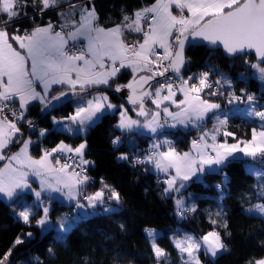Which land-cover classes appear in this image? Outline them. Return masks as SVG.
Returning <instances> with one entry per match:
<instances>
[{
    "label": "snow or ice",
    "instance_id": "6c2138e0",
    "mask_svg": "<svg viewBox=\"0 0 264 264\" xmlns=\"http://www.w3.org/2000/svg\"><path fill=\"white\" fill-rule=\"evenodd\" d=\"M53 13L54 20L43 19ZM26 21L32 23L22 27ZM196 43L242 59L264 82V0H151L131 12L122 10L111 25L101 21L95 0H0V196L20 206L16 214L24 224L35 220L46 231L66 234L75 223L65 215L52 224L54 200L93 214L114 212L112 203H122L120 192L102 177L96 187L86 139L78 145L60 140L38 147L29 134L37 130L43 138L48 131L37 129L28 115L32 107L51 113L72 99L77 101L74 110L59 118L52 115L53 124L86 136L102 116L118 114L120 135L111 143L119 148L122 137H130L133 154L122 152L117 159L153 172L179 219L197 212L196 204L184 197L188 182L222 170L239 156L247 158L245 166L257 181V202L245 211L264 218V104L244 88L237 94L231 77L215 65L191 73L185 49ZM110 93H125L120 97L124 103H113ZM240 104H247L244 114L258 123L248 138L229 130ZM174 129L196 133L188 151L178 150L169 138ZM135 136L150 140L142 153ZM28 195L34 198L32 205L25 203ZM205 211L208 231L194 235L178 230L170 237L179 264H205L202 256L214 260L229 250L227 213L223 207ZM144 231L155 264H171L172 253L157 242L159 233ZM22 243L17 237L14 246ZM11 255L9 249L0 264ZM245 264H264V255Z\"/></svg>",
    "mask_w": 264,
    "mask_h": 264
},
{
    "label": "trees",
    "instance_id": "16d2710c",
    "mask_svg": "<svg viewBox=\"0 0 264 264\" xmlns=\"http://www.w3.org/2000/svg\"><path fill=\"white\" fill-rule=\"evenodd\" d=\"M149 2L151 0H95L101 21L107 25L118 22L122 10L131 12L142 3ZM29 14H32L31 10ZM44 19L54 20L55 14L45 15ZM31 23L26 21L22 27H29ZM251 58L254 59V56ZM187 59L189 63L186 67L191 73L198 74L207 70V65H215L219 72L231 77L237 94L239 89L244 88L256 95L259 104H264V82L254 77L253 70L242 59L227 58L222 51L210 50L204 45L189 49ZM126 80L127 77H124L120 82ZM110 95L113 103H124L120 99L124 93ZM76 103L72 100L50 116H42L39 106H35L28 115L39 129L44 120L52 115L59 118L70 114ZM238 108L242 117L234 115L229 121V130L236 133L238 138H248L251 128L258 126V123L244 114L246 104H240ZM117 120L118 114H105L88 129L86 136L57 129L47 131L43 138H39L37 130L29 133L38 142V147H52L60 140L78 145L86 139L87 158L95 161V168L90 175L97 181L96 187H99L102 177L120 192L122 203H112L117 209L114 212L106 213L100 209L91 215L80 214L83 218L75 221V227L62 236L54 228L42 231L35 220L31 225L24 224L16 214L20 206L0 197V257L12 249V255L5 264H155L145 228L158 231L157 242L172 253L171 264H179V258L170 242L172 234L178 230L194 235L203 234L211 227L205 210H218L220 207L227 213L225 218L231 231V236L225 237L229 250L214 260L202 256L205 264H245L253 256L264 255V247L261 246L264 242V218L249 215L245 211L257 202L254 188L257 181L245 166L247 158H237L220 172L206 173L201 180L193 178L189 181L184 197L196 204L197 212L181 220L175 214L173 199L163 195V185L157 184L153 172H146L143 166L134 167L128 161L117 159L122 152H128L130 157L133 154L128 147V141L132 138L122 137L124 143L119 148H114L111 143L115 136L120 135L115 129ZM25 131L28 133L27 129ZM171 131L169 138L175 141L178 150H188L191 133L182 129ZM133 138L137 151L142 153L148 148L150 140L147 137ZM38 147L33 148V154H38ZM214 183L221 185V189L218 185L214 186ZM29 199L32 200V196L25 197L26 204ZM52 209V220L56 223L59 217L77 215L73 208L57 201L52 202ZM39 215L37 212L36 218ZM29 232L31 236L27 235ZM17 237L23 239V243L14 246Z\"/></svg>",
    "mask_w": 264,
    "mask_h": 264
},
{
    "label": "crops",
    "instance_id": "0c3cea01",
    "mask_svg": "<svg viewBox=\"0 0 264 264\" xmlns=\"http://www.w3.org/2000/svg\"><path fill=\"white\" fill-rule=\"evenodd\" d=\"M109 114V113H108ZM102 118V117H101ZM100 118V119H101ZM100 119L97 121V122H99L100 121ZM96 122V123H97ZM95 123V124H96ZM42 128H44V129H47L48 131L49 130H52V129H57V130H60V131H63L62 129H61V126L60 125H54L53 124V122H52V119H51V117H48V118H46L45 120H44V122H43V124H42ZM177 130V129H176ZM63 132H65V131H63ZM73 135H78V134H73ZM35 186V185H34ZM0 197H2V196H0ZM2 198H4V197H2ZM33 198V197H32ZM4 199H6V198H4ZM7 200V199H6ZM54 201H57V202H59V203H61V204H64V205H67V206H69L66 202H64V201H62L61 199H57V200H54ZM28 205H32L33 204V202H34V198L31 200V199H29L28 200ZM100 210V209H99ZM102 210V209H101ZM96 211V210H95ZM93 212H94V210H91V209H89L86 213H81V212H79L78 210H75L74 209V213L75 214H77L76 216H80V214H93ZM55 224H56V222H55Z\"/></svg>",
    "mask_w": 264,
    "mask_h": 264
},
{
    "label": "water",
    "instance_id": "95a60500",
    "mask_svg": "<svg viewBox=\"0 0 264 264\" xmlns=\"http://www.w3.org/2000/svg\"><path fill=\"white\" fill-rule=\"evenodd\" d=\"M203 45L206 46L207 48H209L210 50H220V51H222L223 54L227 58H236V57H230V56L226 55L225 52L221 48H219V47H211V46L207 45L206 43H196V44H193L192 46L186 47V49H185L186 57H187V53H188L189 49H191L193 47H197V46H203ZM124 95H125V93H124ZM72 100H74V99H72ZM72 100H68L64 104H66V103H68V102H70ZM64 104L58 106L57 109L60 108L61 106H63ZM57 109L53 110V112L56 111ZM53 112H51V113L42 112V116H50Z\"/></svg>",
    "mask_w": 264,
    "mask_h": 264
},
{
    "label": "rangeland",
    "instance_id": "374dc122",
    "mask_svg": "<svg viewBox=\"0 0 264 264\" xmlns=\"http://www.w3.org/2000/svg\"><path fill=\"white\" fill-rule=\"evenodd\" d=\"M254 77H255V76H254ZM258 103H259V102H258ZM246 105H247V104H246ZM237 107H239V105H238ZM242 110H243V109H242ZM243 112H244V111H243ZM235 115H239V116L242 117V113H237V114H235ZM248 118H249V117H248ZM249 119H250V118H249ZM210 126H211V125H210ZM210 126H209V127H210ZM174 130H176V129H174ZM170 139H171V138H170ZM188 150H189V149H188ZM188 150H186V151H188ZM238 158H244V157L239 156ZM120 161H121V160H120ZM220 171H221V170H218L217 172H220ZM205 174H206V173H205ZM203 177H204V176H203ZM203 177H201L200 180L203 179ZM194 178H195V177H194ZM225 182H226V177L224 176L223 183H225ZM223 183H222V184H223ZM219 188L221 189V185L219 186ZM54 195H55V194H54ZM68 218H69V222H70V223H75V221L73 220L74 216H68ZM52 224L55 225V222H54L53 220H52ZM38 227H39V226H38ZM39 228H41V227H39ZM50 229H52V228H50ZM50 229H49V230H50ZM41 230L44 231V232L49 231V230L46 231V230H44V229H42V228H41ZM156 231H157V230H156ZM157 232H158V231H157ZM61 235L64 236L65 234H64V233H61Z\"/></svg>",
    "mask_w": 264,
    "mask_h": 264
},
{
    "label": "built area",
    "instance_id": "2783aa9c",
    "mask_svg": "<svg viewBox=\"0 0 264 264\" xmlns=\"http://www.w3.org/2000/svg\"><path fill=\"white\" fill-rule=\"evenodd\" d=\"M31 15V14H30ZM44 19V18H43ZM45 21L46 20H48V19H44ZM31 22V21H30ZM42 21H36V23H41ZM189 133H191V135H190V140L192 139V138H194L195 137V135H196V133L194 132V131H190ZM218 184H216V183H214V186H217Z\"/></svg>",
    "mask_w": 264,
    "mask_h": 264
}]
</instances>
